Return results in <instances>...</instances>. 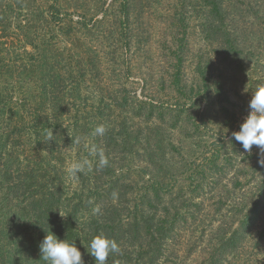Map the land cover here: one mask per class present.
<instances>
[{"label": "trees", "instance_id": "trees-1", "mask_svg": "<svg viewBox=\"0 0 264 264\" xmlns=\"http://www.w3.org/2000/svg\"><path fill=\"white\" fill-rule=\"evenodd\" d=\"M7 1L9 31L14 36L2 47L0 35V194L7 192L9 213H22L23 230L20 238H6L1 236L0 229V251L10 256L19 248L41 255L39 245L52 231L81 251L84 264H96L87 249L90 251L91 240L98 235L114 239L120 248L119 253L109 256L107 264H168L173 240L199 233L200 241L187 249V255L199 252L200 244H206L203 253L207 255L201 264H231L230 255L244 250L246 239L256 226L259 206L255 204L239 226L233 227L235 223L228 222L233 227L231 232V227L208 232L201 217L206 211L203 203H213L212 198L206 199V195L214 192L211 182L215 177L211 176H215L218 162L229 156L223 145L218 151L214 147L208 149L206 155L210 159L204 169L193 150L195 144L187 141L195 135L181 137L185 132L187 103L182 101L185 91L179 87L177 73L174 72L176 98L174 104L168 105H156L149 97L133 95L124 86L115 95H100L98 107H87L91 97L82 92L79 80L86 74L88 65L84 61L73 68L71 65L59 83V73H52L53 83L47 85L52 91L45 88L40 91L39 77H31L33 90L30 93L27 89V93L24 75L30 68L35 73L42 62L36 35L29 38L35 51L28 53L30 59L26 57L25 30L32 29L34 0H24L22 5L18 0ZM168 1V11L174 15L171 29L177 32L172 41L177 45L178 33L186 30L185 17L194 9L192 5L188 7V0ZM52 2L39 15L46 27L59 25L65 18L58 8L61 1ZM159 2L97 0L94 17L103 13L100 21L104 23L118 5L122 19L120 39L127 44L132 42L134 30L130 27L131 11L140 8L146 12ZM197 4L205 49L201 52L197 96L208 108L212 101L230 96L226 85L232 83V78L228 79V73L236 78L246 73L248 64L263 66L264 0H198ZM13 5L20 8L15 11ZM83 5L74 9L81 13L88 11ZM3 13L2 8L0 17ZM78 23L80 30L85 27L84 20ZM120 41L117 37L116 43ZM181 44L174 54L178 61ZM215 65L219 70L214 69ZM186 98L193 100L188 94ZM163 115H167V121L161 118ZM235 124L232 121L222 128L231 131ZM98 125L107 129L102 137L92 135ZM196 128L209 130L206 114ZM77 137L81 138L78 145L73 143ZM206 138L202 134V139ZM93 147L103 149L108 165L99 168L95 156L91 170L81 173L76 180L69 179L68 167L81 157L91 161L94 155L89 153ZM226 165L227 162L224 171L230 168ZM226 194L229 195V190ZM97 205L100 212L93 214ZM216 205L208 211L212 218ZM9 226L14 229L18 224L13 221ZM177 258L183 264L179 255ZM255 258L245 255L234 263L264 264V255Z\"/></svg>", "mask_w": 264, "mask_h": 264}, {"label": "rangeland", "instance_id": "rangeland-1", "mask_svg": "<svg viewBox=\"0 0 264 264\" xmlns=\"http://www.w3.org/2000/svg\"><path fill=\"white\" fill-rule=\"evenodd\" d=\"M18 1L21 2V5L25 3L24 0ZM60 1L62 4L58 5L59 12L65 18L59 25H48L47 27L41 23L39 15H42V11L54 3L52 0H34L32 3L31 23L33 25L30 30L27 29L28 27L26 28L24 38L26 57L27 60L30 59L31 55L28 53L35 51L29 38L33 35L34 39V35H36L38 51L42 53V62L35 73H32L35 69L30 68L24 75L27 79V81L25 80V91L28 89L31 93L33 90V86L29 82L31 77H39L40 91L43 88L46 91H52L50 90L51 87L47 86L49 83H53L52 73H59V83L71 65L73 68L78 62L84 61L88 65L85 70L86 74L81 75L79 80H82V92L87 97H91V101L87 102V107H98L101 105L98 100L100 95L103 96L106 93L115 95V92L122 90L124 86L133 95L137 93V96L149 97V100L156 105H168L174 104L173 99L176 98L175 94L178 88L174 84V72L177 73L181 81L179 87L185 91L182 101L187 103V110L184 114L185 120L183 121L185 132L181 137L190 135L194 137L195 135L193 139L187 141L195 144L193 150L199 156L201 166L205 165L204 169L208 166L210 159L206 155L208 149L214 147L218 151L224 146L229 156L227 160L223 159L218 162V166L215 168V176H211L215 177V181L211 182L214 192L206 195V199L208 201L212 198L211 202L213 203H203L206 209L201 214L203 223L209 229L208 232L216 230L218 227L220 231L223 227L224 231L231 227V232L233 227L239 226L240 222L244 220L250 209L258 204L259 208L255 216L256 226H253V232L246 239L244 250L233 252L230 259L233 260L231 264L238 259L241 260L242 256L245 255L246 258L256 259L255 257H257L260 259L264 255L262 254L264 251V166L259 164L261 157L257 146L254 145L251 153H247L243 151L241 144L230 139V137L232 132L240 130V125L248 116L252 94L259 86H264V62L262 63L263 66L255 67L254 63L246 65V73L241 77L233 78L232 74L225 72L229 75L227 76L228 79L232 78V83L226 85L230 96L219 102L214 100L213 103L212 101V104L210 106L208 104L207 108L205 101H200L199 96H197L200 85L201 52L205 50L199 29L201 12L197 10L199 9L198 0L186 2L188 7L192 5L194 10L185 17L186 25L184 28L186 30L184 32L183 29L178 33L177 45L172 41L177 32H173L171 29L170 23L173 21L174 15L168 11L167 6L170 3L168 0H160L159 5H151L150 10H146V12L140 8H134L131 11L130 27L132 26L134 30L132 42L128 41L127 44L120 39L122 19L118 15L120 10L118 5L110 11L109 19L103 23L100 21L103 13L94 17L93 7L97 0ZM136 4L138 5V3ZM80 5H86L89 10L82 13L76 11L75 9ZM12 7L15 11L20 8L18 5ZM74 7L76 8L74 9ZM2 8L4 13L0 17V35L3 37L1 40L3 47L9 43L8 39L14 35L9 31L7 0H0V9ZM82 20L85 21V27L80 30L78 21L81 22ZM117 37L119 41L121 40L120 43H116ZM180 44L182 49L180 61H178L174 54ZM177 67L178 70H176ZM214 69L219 70V66L215 65ZM28 91L26 92L29 93ZM193 91L195 95L191 94ZM187 94L189 97H193L192 101L189 100L190 98H186ZM224 110L227 113H223ZM205 114L209 123V130L203 132L202 129L196 127L200 126L201 118ZM161 118L167 121L168 117L163 115ZM232 121L236 123L235 126H232V130L227 132L223 130L222 126L228 125ZM202 134L206 135L205 140L202 139ZM186 143L187 145L192 144ZM94 157L95 155L91 160L92 165L95 161ZM225 162H227L226 166H230L227 171H224ZM207 189L209 190V187ZM228 190L229 195L227 196L226 191ZM6 193L3 191L0 194L1 236L6 238L18 236L20 238L23 230V216L20 211L18 214L8 212L9 205L6 201ZM214 203H217L216 213L212 218V214L209 215L208 211L209 209L213 210ZM235 210H237L236 214ZM13 221L18 224V227L15 226L14 229H11L9 224L11 222L13 224ZM228 222L235 223V226L228 225ZM213 225L215 226L212 228ZM191 234L173 240V253L169 254L168 264L169 262L179 264L180 261L177 262L178 255L183 264H201L203 262L207 255L203 253L206 244H200L201 250L199 252L187 255V249L197 245L201 236L199 233L193 236ZM246 236L243 237V240ZM0 264H46V262L41 259V255L31 251H21L18 248L16 251L13 250L10 256L1 250Z\"/></svg>", "mask_w": 264, "mask_h": 264}, {"label": "clouds", "instance_id": "clouds-1", "mask_svg": "<svg viewBox=\"0 0 264 264\" xmlns=\"http://www.w3.org/2000/svg\"><path fill=\"white\" fill-rule=\"evenodd\" d=\"M107 129L104 125L96 126L93 136H104ZM230 139L242 145L243 151L251 153L253 146H257L260 153L259 164L264 166V86H259L252 94L249 103V114L240 125V130L232 132ZM74 144H80L81 138L77 137ZM90 155L98 156V167H106L109 163L103 149L93 147ZM92 163L86 157L74 161L67 169L69 179L76 180L81 173L91 170ZM115 196V194H113ZM93 214L100 212L97 205L93 208ZM61 215V214H60ZM62 216V215H61ZM41 259L46 264H84L81 251L74 245L61 240L54 232L47 233L39 245ZM89 255L95 258L96 264H107L112 254L120 252V248L114 239L98 235L91 240Z\"/></svg>", "mask_w": 264, "mask_h": 264}]
</instances>
